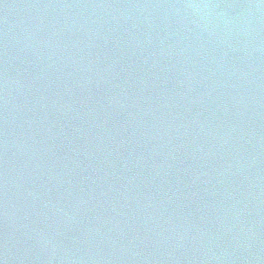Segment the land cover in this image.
I'll return each mask as SVG.
<instances>
[{
	"label": "water",
	"instance_id": "1",
	"mask_svg": "<svg viewBox=\"0 0 264 264\" xmlns=\"http://www.w3.org/2000/svg\"><path fill=\"white\" fill-rule=\"evenodd\" d=\"M0 264H264V0H0Z\"/></svg>",
	"mask_w": 264,
	"mask_h": 264
}]
</instances>
